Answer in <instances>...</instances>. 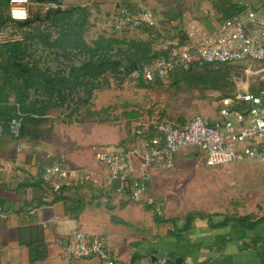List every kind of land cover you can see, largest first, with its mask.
<instances>
[{
	"label": "trees",
	"instance_id": "1",
	"mask_svg": "<svg viewBox=\"0 0 264 264\" xmlns=\"http://www.w3.org/2000/svg\"><path fill=\"white\" fill-rule=\"evenodd\" d=\"M32 1L62 3V0ZM97 3L98 1L93 0H77L63 8L37 10L30 14L28 19L18 21L13 20L9 15L10 0H0V32L10 29L14 35L19 34L18 37L0 39V126L1 132L10 136L15 144L18 140L14 139L9 132V121L12 118L22 117L20 140L33 143L41 142L46 138L51 139L56 131L55 117H58L51 115L53 110H62L59 115L64 117L78 113L80 107L93 102L96 97L93 98L94 91L120 89L124 85H129L130 83L126 84V78L138 64L153 61L160 56L170 57L174 50L180 49L187 42L188 26L173 25L175 17L167 20L170 23L157 24L156 22L152 27L140 26L123 31L114 29L115 20L113 19L109 25L113 32L107 33L108 31L103 28L98 32L93 31L89 38L88 34L91 29L93 30L91 9L97 6ZM126 5L125 7L132 9L131 5ZM208 6L211 12L218 13L216 18L220 23L244 8V5L231 0H208ZM120 7L122 5L118 6ZM131 31H136L137 36H116L117 32ZM141 34H146L148 37L143 38ZM160 38L177 39L179 47L175 49L174 44H169L166 48L156 49L153 44ZM235 63L238 62H215L192 65L188 69L176 68L170 74L169 86L185 85L190 89H197L202 98L207 97L208 90L219 92L220 97L228 96L235 91L233 90L237 84L235 78L239 77V75H233L232 64ZM163 82L166 80L154 82L138 80L132 85H135L137 89L146 90L163 86ZM261 90L264 89L252 87L250 91L258 94ZM133 103L135 102H130V104ZM130 107L138 108L136 105ZM123 112L127 119L142 116L140 109ZM108 114L110 113L104 115V120H100L115 121V117L112 118ZM90 120L97 121V118L90 117ZM159 122L185 127L189 120L178 117L173 121L154 120L149 125ZM46 123H50L48 128L45 127ZM138 127L142 128L141 125ZM136 129L137 127L134 132ZM198 153L203 155L199 150ZM43 167L42 165L39 167V175L33 184L42 187L45 197L53 196L48 203L63 200L62 194L68 188H62L55 193L49 186L44 185L41 181ZM8 206L10 203L0 198V210L5 212L2 208ZM31 208H23L22 211L29 214ZM211 216L213 215L188 213L184 217L163 218L162 221L178 223L179 220L184 219L182 227L177 231L186 232L197 217L210 218ZM263 221L264 214L258 216L254 212L239 216L226 215L222 221L211 225L223 226L229 222H238L243 229L253 230ZM172 234L177 235L179 239L182 237L176 231ZM18 241L20 245L28 248L31 263L47 257V244L40 225L21 227ZM138 258L140 256L135 253L131 261L134 262Z\"/></svg>",
	"mask_w": 264,
	"mask_h": 264
},
{
	"label": "crops",
	"instance_id": "2",
	"mask_svg": "<svg viewBox=\"0 0 264 264\" xmlns=\"http://www.w3.org/2000/svg\"><path fill=\"white\" fill-rule=\"evenodd\" d=\"M77 0H62L65 6L74 3ZM98 1L94 14L99 17L109 19L106 24L103 21H97L93 26V31H101L104 25H110L118 6L131 5L134 11H140L145 8H151L157 15L156 22H167L171 17L176 20L173 25L188 26L185 10L168 11L165 6L167 0H93ZM209 6L207 5L206 8ZM205 8V7H204ZM108 13V14H106ZM108 15V16H107ZM95 16L92 15V20ZM99 19V18H97ZM166 21V22H164ZM107 33L113 31L112 27L105 26ZM137 36V32H117L116 36ZM146 37H145V36ZM147 38L146 34L140 35ZM169 44H177V39H162L156 41L155 48H166ZM106 104L98 106L99 109H106L111 112L110 96L105 98ZM113 109V108H112ZM139 110L130 108L125 111ZM105 112V111H104ZM122 112V111H120ZM119 112V115L121 114ZM124 113V112H123ZM123 113L119 116L118 122L105 121L103 124H95L102 132L105 127L122 128L128 132V135L112 137L111 132L101 133V137L107 142H124L123 147H127L129 140L137 139L134 129L145 123H141L143 116L138 118H125ZM103 113L102 115H104ZM117 114V113H116ZM85 124H82V126ZM56 131L54 136H60L59 127L55 123ZM77 140H83L82 132L76 130ZM110 134V136L108 135ZM135 136V138H134ZM68 137L64 139L58 137L57 141L46 138L41 142H27L24 150L17 151L16 145L11 137L3 131L0 133V184L9 183L14 179L19 183V190L15 198L6 199L10 206L0 210V264H102L97 258L67 260L62 251L65 236L80 230L92 234H106L108 245L115 257V264H165L164 261H152V250L159 251L175 250V257L179 258L180 264H264V221L259 223L253 230L243 229L238 222H229L227 225L212 226V223L222 221L225 214L215 213L210 218L197 217L193 220L191 227L186 232H178L182 237L172 234L170 222L152 221L150 215L139 209L132 207L121 209L130 203L125 195L112 197L105 195L104 192L92 186H84L82 189H65L63 200L48 203L53 196L46 195L40 185H34L39 175V167L43 163L52 162L55 159H63L69 167H81L91 169L96 173L98 165L94 156L92 161L84 153H76L67 148ZM180 153V152H179ZM203 156V155H201ZM95 163V164H94ZM101 169V168H100ZM167 170L160 167L148 166L146 176L149 184L152 180L161 181V177ZM180 179V178H179ZM146 181V182H147ZM41 182V181H40ZM18 189V188H17ZM156 199L161 202L158 192H155ZM22 195V196H20ZM1 198V197H0ZM136 203V202H135ZM36 207L34 214H27L22 211L23 208ZM149 205H145V209ZM8 210V211H7ZM240 214V213H238ZM264 214V213H263ZM259 214L258 216H262ZM176 216H181L176 214ZM175 217V216H173ZM182 217V216H181ZM172 218V217H165ZM179 228L182 227L183 219L179 220ZM27 225H40L44 231V239L47 244V257L43 260L31 263L29 259V250L26 246L20 245L18 241L19 229ZM53 228L50 229L49 226ZM16 233V234H15ZM138 254L140 258L132 262L133 254Z\"/></svg>",
	"mask_w": 264,
	"mask_h": 264
},
{
	"label": "built area",
	"instance_id": "3",
	"mask_svg": "<svg viewBox=\"0 0 264 264\" xmlns=\"http://www.w3.org/2000/svg\"><path fill=\"white\" fill-rule=\"evenodd\" d=\"M30 4V0H10V17L18 21L28 19ZM40 5L42 11L65 6L53 1ZM114 20L117 31L156 24L150 9L134 11L125 6L117 9ZM215 62L264 64V7L253 8L246 4L241 12L212 30L191 23L187 27V42L180 49L174 50L170 57L160 56L138 64L129 72L126 84H134L138 80H166L176 68L188 69L192 65ZM96 94L94 91L93 98ZM216 108L217 117L195 114L185 127L159 122L137 128L138 138L126 148L93 146L100 173L87 168L67 167L63 159H55L44 165L41 181L55 193L62 188L90 185L105 195H128L133 202L140 203L147 191L146 168L173 169L175 155L189 147L202 152L207 166L245 160L264 163V90L255 94L240 87L228 96L219 97ZM21 126V116L9 121L10 135L18 140L17 151L26 147L20 140ZM44 199L47 200L46 197ZM36 211L37 208L32 207L29 214ZM107 241L106 234L76 230L65 236L63 255L67 260L97 258L102 264H115L116 259Z\"/></svg>",
	"mask_w": 264,
	"mask_h": 264
},
{
	"label": "rangeland",
	"instance_id": "4",
	"mask_svg": "<svg viewBox=\"0 0 264 264\" xmlns=\"http://www.w3.org/2000/svg\"><path fill=\"white\" fill-rule=\"evenodd\" d=\"M242 5H250L253 8L264 7V0H231ZM29 5L30 14L35 13L37 10L42 11L40 3L30 0ZM207 0H167L165 6L168 11L185 10L187 23L200 25L207 30H212L220 25L217 20V14L213 13L209 8ZM205 7V8H204ZM150 9L156 16L158 13ZM95 21L92 26L97 25V21L107 23L109 19L99 17L94 14ZM99 18V19H97ZM156 19V17H155ZM110 27L104 25L103 28ZM94 30V29H93ZM93 30L91 29L88 37L92 36ZM19 34L14 35L10 29L0 32V39L9 37H18ZM179 47L178 41L174 48ZM234 68L233 75L236 77L237 84L233 90L238 88H247L251 90L252 87L264 89V64L257 62H239L232 64ZM234 77V76H233ZM171 82V75L163 82V86L155 87L153 89L147 88L146 90L137 89L135 85H124L120 89H106L97 91L96 97L90 105L82 106L78 109V113L71 116L59 115L60 109L53 110L51 113L55 117L54 123L59 127L60 136H54L51 140L57 141L60 137L64 139L65 135L68 137L67 148L76 153H84L91 161L94 153L93 146L102 149L109 148H126L123 147L124 142H107L106 139L101 137V133L111 132L112 137L117 135H125L128 131L123 128L119 131L117 128L111 126L100 132L95 124H103L105 122L104 115L107 113L110 117H115V124H120L118 120L120 115L130 105L137 106L140 111L142 110L143 120L141 123L149 125L151 121L170 120L173 121L180 117V119L190 120L195 114H202L209 118L217 117L216 104L219 100L220 93L217 91L208 90L207 97L202 98L200 91L197 89H190L182 85L180 87L169 86ZM135 83V82H134ZM154 85V84H153ZM150 89V90H149ZM232 93V92H231ZM110 96L112 111L106 112V109H99L98 106L106 104V96ZM134 101L135 103L130 104ZM129 106V107H130ZM131 108V107H130ZM105 111V112H104ZM122 111V112H120ZM86 112V115H84ZM100 114H95V113ZM119 112L121 113L119 115ZM105 113L104 115H102ZM117 113V114H116ZM74 116V118H73ZM96 117L97 121L90 120V117ZM100 116H102L100 118ZM87 117V118H86ZM50 123H46L45 127L48 128ZM82 124H85L82 126ZM76 130L82 132L83 140H77ZM133 129L128 132L131 135ZM110 136V134H108ZM135 138V136H134ZM136 140V139H135ZM133 142L134 140H129ZM24 142V141H23ZM51 163V162H49ZM49 163H43L47 165ZM66 163V162H65ZM95 164V163H94ZM173 169L167 170L162 175L161 181L157 182L152 180L149 184L146 182L147 191L142 195L140 203L133 202L127 195L130 203L123 206L121 209L128 208L129 211L132 207H138L148 215L150 220L154 221L163 220L169 216L173 217L180 214L184 217L188 213H201L212 214L221 213L225 215H244L249 213H264V163L252 160H245L234 164H226L223 166H207L205 159L198 153L195 147H189L177 153L174 157ZM66 166L69 165L66 163ZM98 172H101L100 166L95 164ZM81 168V167H71ZM86 168V167H85ZM180 178V179H179ZM18 181L11 179L9 183L0 184V197L15 198L19 190ZM90 185H87L89 187ZM18 188V189H17ZM82 189V186L79 187ZM158 192L161 202L156 199L155 192ZM22 196V195H20ZM121 195L112 194V197H119ZM8 199V200H9ZM149 205L148 208H144ZM26 209V208H25ZM240 213V214H238ZM159 220H156V219ZM184 220V219H183ZM171 231H177L179 225L177 223H170ZM41 227V226H40ZM42 228V227H41ZM50 229L53 227L50 225ZM43 233L45 229H43ZM75 230H80L79 227ZM74 232V231H73ZM72 232V233H73ZM70 233V234H72ZM16 234V233H15ZM75 260V259H73Z\"/></svg>",
	"mask_w": 264,
	"mask_h": 264
},
{
	"label": "water",
	"instance_id": "5",
	"mask_svg": "<svg viewBox=\"0 0 264 264\" xmlns=\"http://www.w3.org/2000/svg\"><path fill=\"white\" fill-rule=\"evenodd\" d=\"M153 256L152 261H164L165 264H180L179 258L175 257V250H170L167 252L159 251L158 249L152 250Z\"/></svg>",
	"mask_w": 264,
	"mask_h": 264
},
{
	"label": "snow or ice",
	"instance_id": "6",
	"mask_svg": "<svg viewBox=\"0 0 264 264\" xmlns=\"http://www.w3.org/2000/svg\"><path fill=\"white\" fill-rule=\"evenodd\" d=\"M18 15H22V13H18Z\"/></svg>",
	"mask_w": 264,
	"mask_h": 264
}]
</instances>
